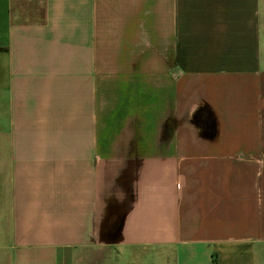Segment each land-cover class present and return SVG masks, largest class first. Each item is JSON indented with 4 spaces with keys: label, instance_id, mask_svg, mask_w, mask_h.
I'll return each mask as SVG.
<instances>
[{
    "label": "crops",
    "instance_id": "1",
    "mask_svg": "<svg viewBox=\"0 0 264 264\" xmlns=\"http://www.w3.org/2000/svg\"><path fill=\"white\" fill-rule=\"evenodd\" d=\"M0 264H264V0H0Z\"/></svg>",
    "mask_w": 264,
    "mask_h": 264
}]
</instances>
